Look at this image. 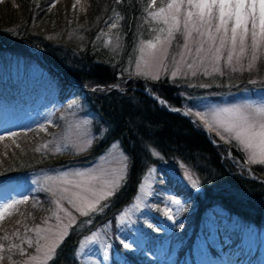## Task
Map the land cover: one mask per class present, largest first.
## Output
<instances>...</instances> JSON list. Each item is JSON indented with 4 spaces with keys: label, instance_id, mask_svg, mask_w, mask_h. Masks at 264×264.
<instances>
[{
    "label": "trees",
    "instance_id": "trees-1",
    "mask_svg": "<svg viewBox=\"0 0 264 264\" xmlns=\"http://www.w3.org/2000/svg\"><path fill=\"white\" fill-rule=\"evenodd\" d=\"M16 1L18 8L0 1V61L12 57V60L14 58L19 63L23 62L25 68L34 65L47 79L43 85L45 99L57 92L59 102L68 113L70 110L67 106L73 104L83 118L91 119L94 135L89 152L91 157L109 145L119 143L129 158L126 179L117 193L103 202L107 207L103 209V216L96 218V224L102 227L106 219L110 218L109 215H114L127 203L147 170L160 167V160L153 155L155 152L165 162L176 161L190 168L198 182L197 194L172 178H167L165 185L158 184L159 189L185 200L174 235L177 242L184 244L178 247L180 258V254L188 246L191 247L198 227L208 215L225 227L229 224L244 229L264 228V184L231 171L201 129L195 128L182 115L160 107L156 100L144 92L146 86L141 82L125 85L123 93L114 89L103 93L88 90L93 86L109 88L119 84V76L128 77L127 68L132 67L137 56L134 48L138 39L150 38L149 26L141 21V0H123L120 4L114 0H88L89 8L85 14L75 12L70 4H55L52 8L50 6L54 0ZM112 9L124 17L119 27L112 30L120 34L121 47L116 51L112 50V46L105 47L106 37L97 39L101 31H108V24L112 22L109 19ZM138 31L141 33L139 36ZM116 43L113 39L112 45ZM263 64L256 66L262 73ZM251 78L252 75L248 73L238 76L236 72H229L205 83L223 86L224 90H235L247 87ZM200 81L194 82L197 84ZM190 82L193 80L164 77L149 83V87L151 93L169 107L180 108L183 107V98L179 93ZM20 92L21 89L13 88L4 91L3 95L0 94V102L3 103V100L8 103L9 98L14 100ZM18 99V104H21L23 99ZM14 140L20 145L19 148L15 144L10 149L3 148L0 143V177H3V182L11 175L54 167L61 161L59 154L34 151L40 144L51 141L52 134L48 136L35 128L26 134L18 133ZM237 153L243 160L242 154L239 151ZM43 197L32 196L28 203L19 205L20 212L27 219L19 213L6 217L3 227H0V236L4 230L11 233L13 227H21L15 224L18 219L31 227L39 223V219L51 216V202L49 204L44 200L39 210L36 207ZM80 227L76 225L75 229L70 228L69 235L57 249V255L50 264H80L76 258L77 248L80 239L88 233V230ZM117 247L116 251L121 254L123 261L135 264L132 259L123 256L124 248L120 245ZM244 258L239 255L237 261L244 264ZM224 259L219 257L218 264H227L223 262Z\"/></svg>",
    "mask_w": 264,
    "mask_h": 264
},
{
    "label": "rangeland",
    "instance_id": "rangeland-1",
    "mask_svg": "<svg viewBox=\"0 0 264 264\" xmlns=\"http://www.w3.org/2000/svg\"><path fill=\"white\" fill-rule=\"evenodd\" d=\"M0 1L8 2L15 8L19 6L16 0ZM54 2L55 4H70L72 7L74 0H54ZM82 3H84V0H82ZM84 6L86 11H80L78 5L75 12L85 14L89 8L88 0L84 3ZM177 40L181 44L183 43L179 36ZM176 44L177 41H173V45L169 49L170 55L168 61H166L168 71H162L159 79L169 77L170 79L193 80L188 86L186 85L182 88L179 93V96L183 98V107L171 108L166 103H161L162 100L153 95L149 87V83L159 79L154 80L137 75L135 61L130 69L127 68L128 77L119 76L120 82L118 85L109 88L93 86L88 90L92 93H103L114 89L123 93L125 85L129 83L134 85L136 82H141L146 86L144 92L156 100L160 107L182 115L195 128L201 129L222 160L231 168V171L243 178L264 184V164L248 163V154L237 146L235 140L230 143L222 140L216 134V131L208 130L195 115H186L189 110L195 113L197 111L205 112L209 108H227L246 103L257 106L264 105V73L257 70V67L252 71L246 69L244 71H235L238 76L248 73L252 75V78L248 81L249 84H246L247 87L232 91L230 89L224 90L225 87L220 85H208L205 83L206 80L221 77L229 74V72L234 73L226 66L224 60L220 62L222 75L212 72L211 66H209L210 75H205L203 70H200L195 76L188 72L187 75L179 74L173 78L171 76V71L173 70L171 56L180 50L176 47ZM138 56L139 53L137 52L135 60ZM176 58L179 59V56L177 55ZM246 63L247 61H245ZM261 63H264V61L257 62V64ZM183 71H187V69H183ZM15 77L19 81H16ZM45 77L34 65H31V68H25L23 62L19 63L14 58L12 60V57L2 62L0 61V94L3 95L4 91L7 92L12 88L21 89L20 94L22 96L25 93L27 94L19 97L20 94L17 93V97L14 100L9 98L8 103H4L3 100V103L0 102V136L5 137L4 140H0L3 148L7 147V149H10L14 146L12 143L14 137L9 138V133L26 134L31 129L41 130L42 125L47 129L46 131L41 130L44 134L48 136L52 134L51 141H59L62 144L64 142H76L78 137L85 132L94 137L91 119L83 118L76 105L75 107L73 104L68 105L67 108L70 110L68 113L67 109H63V104L59 102L57 92H53L49 99L43 97L46 94L43 89L45 88L43 85L47 82ZM198 79L201 81L196 84L194 81ZM250 81H255V83ZM238 86L239 84H237ZM212 87H214V90ZM18 98L23 99L21 104H18L20 102ZM50 129L53 131L51 132ZM225 135L227 134L225 133ZM113 144H118L119 150L122 151L119 143ZM113 144L92 157L89 154L92 147L79 155L75 154L72 149H67L62 153H57L60 155L61 161L54 167L11 175L4 182L2 181L3 177H0V205L5 202H11L14 199L20 200L25 197L31 199L32 196L39 197L42 195L45 197L36 205L37 209L41 208L40 203L44 200L48 201L49 204L51 202L49 207L52 210L55 209L51 194L41 190L48 183L45 177L55 176L65 171L71 172L75 169L95 168L98 165L104 168L115 167L116 162L113 157L117 153L111 149ZM49 147L51 148L53 145L50 144ZM236 151L242 154L244 161H242L241 156ZM110 152L111 155H109ZM153 155L160 160V167H151L150 169H155L151 176H149V170H147L134 195L117 213L109 215L110 218L106 219L102 227L96 224L95 220L98 217L101 218L105 212L100 211L91 214L89 217H83L76 213L67 202H64V206L77 216L76 225L81 226V229L88 230V233L80 239L76 252V258L80 264H127L121 259V254L116 251L119 245L125 249L122 252L123 256L129 257L135 264H218L219 257L225 258L223 260L224 263L240 264V260L237 261L239 255L245 257L243 259L244 264H264V228L260 230L256 228L244 229L238 225L229 224L225 227L224 224L221 226L220 222L210 215L201 222L191 247L186 246L187 248L184 253L180 254L182 255V258H180L178 247L182 243L177 242L174 235L176 222L184 209L185 200L183 197L175 198L170 195L169 191L159 189L158 184L160 182L165 185L167 178H172L193 194H197L199 187H193L192 183L193 181L197 182V179L192 170L182 163L176 161L165 162L158 154ZM102 156L106 157L104 161L100 159ZM83 160L86 162L82 163L81 161ZM142 186L144 188L143 191L141 190ZM173 201H179V203H173ZM138 203L141 205L139 209L135 207ZM169 209L171 210V219L166 214ZM122 217L123 219H121ZM89 220L91 221L90 223L88 222ZM55 223V218L49 221V224ZM37 224L44 226L42 219H39ZM76 225H73L72 228ZM94 233L96 235L93 240L89 241L86 239V237H92ZM29 235H32V233H29ZM224 235L226 237H223ZM121 240L129 244L130 247L125 248L120 243Z\"/></svg>",
    "mask_w": 264,
    "mask_h": 264
},
{
    "label": "snow or ice",
    "instance_id": "snow-or-ice-1",
    "mask_svg": "<svg viewBox=\"0 0 264 264\" xmlns=\"http://www.w3.org/2000/svg\"><path fill=\"white\" fill-rule=\"evenodd\" d=\"M114 2L120 4L123 0ZM84 3L82 0H74L72 9L75 11L79 5L80 11H86ZM141 3V21L149 26L150 38L138 39L134 48V52L139 53L135 60L137 75L155 80L159 79L162 71L167 72L166 61L173 41H177L176 47L180 49L171 56L173 78L179 74L187 75L188 72L195 76L200 70L205 75H210L209 66L212 72L222 75V60L233 72L245 69L252 71L258 61H264V0H159V3L158 0H141ZM55 6L53 2L50 7ZM76 19L78 21L79 17ZM109 19L112 22L108 24V31H101L97 39L106 37L105 47L112 46V50L116 51L121 47L120 34L113 33L112 30L119 27V22L124 17L112 9ZM68 22L72 23L71 20ZM139 35L141 33L138 31ZM178 36L182 39V44L177 40ZM113 39L117 41L114 46ZM177 55L179 59L176 58ZM186 115H195L208 130L216 131L222 140L229 143L235 140L237 146L248 154V163L264 164V105L246 103L227 108H209L205 112L195 113L189 110ZM41 130L47 129L42 125ZM16 135L17 133H9L8 137ZM4 139V136H0V140ZM93 140L94 137L85 132L76 142L62 144L53 140L40 144L34 151H51L57 154L72 149L79 155L92 147ZM12 142L17 148L20 147L14 139ZM50 144L53 147L50 148ZM111 149L117 153L113 157L115 167L104 168L98 165L95 168L75 169L45 177L48 183L41 190L51 194L55 209L51 210V216L42 218L43 227L40 224L30 227L18 219L15 224L21 227H13L11 233L4 230L0 236V264H50L57 255V249L69 235V229L77 223V216L64 206V202L83 217H89L107 207L102 202L117 193L129 168V158L119 150L118 144H113ZM100 159L104 161L106 157L102 156ZM154 171L155 169H149V176ZM192 183L193 187L198 186L196 181ZM141 190H144L143 186ZM26 203L27 197L0 205V227H3L6 217L14 213L24 216L19 205ZM173 203L178 204L179 201ZM140 206L138 203L135 207L139 209ZM170 212V209L166 211L169 219L172 218ZM52 218H55V224H49ZM95 235L94 233L86 239L91 241ZM120 243L125 248L130 247L123 240Z\"/></svg>",
    "mask_w": 264,
    "mask_h": 264
}]
</instances>
